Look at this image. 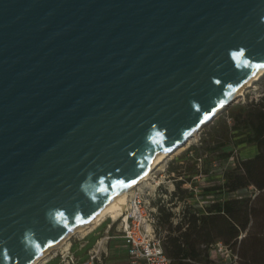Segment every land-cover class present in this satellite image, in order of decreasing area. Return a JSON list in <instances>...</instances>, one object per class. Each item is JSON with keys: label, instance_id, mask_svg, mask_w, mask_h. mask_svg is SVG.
<instances>
[{"label": "water", "instance_id": "95a60500", "mask_svg": "<svg viewBox=\"0 0 264 264\" xmlns=\"http://www.w3.org/2000/svg\"><path fill=\"white\" fill-rule=\"evenodd\" d=\"M264 65V0H0V264H30Z\"/></svg>", "mask_w": 264, "mask_h": 264}, {"label": "trees", "instance_id": "16d2710c", "mask_svg": "<svg viewBox=\"0 0 264 264\" xmlns=\"http://www.w3.org/2000/svg\"><path fill=\"white\" fill-rule=\"evenodd\" d=\"M224 109L231 123L218 131L222 138L210 141L204 148L191 146L193 156L185 168L168 165L176 174L169 199L172 204L173 198L184 202L181 215L174 219V212L160 197L153 202L157 208L155 232L165 230L160 237L168 264H212L215 259L209 247L222 239L225 245H237L236 253H232L236 259L231 264H264V94ZM231 136L237 138L236 142L254 144L256 151L236 159L231 168L222 169L221 179L204 189L229 194L252 185L256 194L253 198L247 194L217 197L202 208L188 205L193 192L183 188V183L190 182L194 175L207 174L212 159L231 157L233 150H225Z\"/></svg>", "mask_w": 264, "mask_h": 264}, {"label": "rangeland", "instance_id": "374dc122", "mask_svg": "<svg viewBox=\"0 0 264 264\" xmlns=\"http://www.w3.org/2000/svg\"><path fill=\"white\" fill-rule=\"evenodd\" d=\"M264 94V76H261L255 83L245 89L241 95H239L236 99H234L229 105H233L240 102H249L251 99L255 100L259 96ZM225 122V123H224ZM231 123L230 117L225 109L220 111L214 118H212L208 123L201 126L199 128L197 134L193 136L190 140L186 141L182 148L177 152L173 153L171 156L166 157L162 160L146 177V179L142 180L138 183L134 188L139 189L145 197H149L150 203L153 205V202L156 198L160 197L161 202L167 208H170L174 212V219H176L179 215H181V209L183 207L184 202L178 201L176 198H173L175 203L172 204L169 199V191L173 190V177H176L175 173H171L168 165L171 164H179L182 165L183 168L188 166L191 162L193 151L191 150V146H196L200 148H204L205 144L211 143L210 141H219L222 136L221 133L218 132L220 129L222 130L224 124L229 126ZM237 138L231 136L230 141L225 146V150H233L232 156L225 158L221 161H216L212 159L210 162L208 169L209 172L207 174L201 173L200 175L192 178L190 185H183V188H187L192 191V197L188 198L187 204L195 207L202 208L205 204L209 203L214 198L228 196H239V195H250L251 198L254 197L257 190L252 186H248L246 189H241L233 193L222 194L213 191H206L204 188L206 186L212 185L214 182L221 179V170L225 168H231L236 159L246 158L251 156L255 151V145L249 144L245 142H236ZM200 162V161H198ZM198 166H200L198 164ZM206 165H202L204 168ZM130 192L128 193L129 196ZM128 198V197H127ZM127 201V200H126ZM186 203V202H185ZM110 221L109 216L106 217L104 221H102L97 228L90 233L86 238L87 246L79 247V243L75 242L73 246V253L75 256H79V260L83 261L88 258L87 247L91 246L96 237L102 235L104 233V228L106 223ZM115 233H121V216H119L114 224ZM165 233V230L160 229L159 233L155 234L157 236H162ZM76 234L70 238L72 240L73 237L80 235ZM115 244V243H114ZM120 244V243H116ZM123 245V243H122ZM124 246V245H123ZM221 246V249H218ZM212 248L215 249V253L213 254L214 261L212 264H231L233 261L232 253H236L237 245L236 244H223V239L219 241L218 245L214 244ZM53 251L50 253L52 254ZM103 260V257H102ZM57 258H51L48 262L44 264H55Z\"/></svg>", "mask_w": 264, "mask_h": 264}, {"label": "built area", "instance_id": "2783aa9c", "mask_svg": "<svg viewBox=\"0 0 264 264\" xmlns=\"http://www.w3.org/2000/svg\"><path fill=\"white\" fill-rule=\"evenodd\" d=\"M195 176L197 175L192 178ZM190 182L183 183V185L189 186ZM119 216H121L120 235L127 264H168L169 259L164 254L161 237L155 234L157 208L150 203L149 197H145L143 192L133 187L120 214L115 219L109 217L110 221L107 222V226H112ZM105 219L106 217L99 221L97 225ZM218 243L215 244L218 245ZM99 245L100 243H97V246L89 251L87 259L80 261L70 250L69 240L66 246L55 249L52 254H49L38 264H44L51 258H57L55 264H102L101 252L103 250ZM213 245L209 247V254L212 257L215 253V249L212 248ZM221 248L219 246L218 249ZM232 257L234 260L236 259L235 254H232Z\"/></svg>", "mask_w": 264, "mask_h": 264}, {"label": "bare ground", "instance_id": "6f19581e", "mask_svg": "<svg viewBox=\"0 0 264 264\" xmlns=\"http://www.w3.org/2000/svg\"><path fill=\"white\" fill-rule=\"evenodd\" d=\"M261 76H264V65H262L253 75H251L241 85V87L237 89L228 99H226L222 104H220L215 109L214 113L222 111L234 99H236L239 95H241L245 89L252 86L255 83V81H257ZM199 128H201V126ZM199 128L192 131L190 136L186 140H184L182 143L167 150L165 153H163L160 157H158L152 163L148 164V166L141 172V174L134 181H132L130 184L121 188L119 191H117L112 196H110L106 201H104V203L92 215H90L87 219H85L84 221H82L81 223L73 227L63 237H61L51 246L46 248L43 252H41L38 256H36L33 259V261L30 262V264H38L40 261L45 259L55 249H59V248L66 246L69 243V240L72 236L85 232L86 230H88L89 228L97 224L99 221H101L105 217L109 216L115 219L120 214L121 209L124 207L127 197H128V193L133 189V187L136 186L138 183H140L142 180L146 179V177L151 173V171L162 160H164L166 157L171 156L173 153L180 150L186 141L190 140L193 136L197 134Z\"/></svg>", "mask_w": 264, "mask_h": 264}, {"label": "crops", "instance_id": "0c3cea01", "mask_svg": "<svg viewBox=\"0 0 264 264\" xmlns=\"http://www.w3.org/2000/svg\"><path fill=\"white\" fill-rule=\"evenodd\" d=\"M99 224H95L85 232L81 233L78 236H75L70 240V250L73 251V246L75 242L79 243V247L87 246L86 238L92 233ZM97 243H100V248L103 250L101 256L103 257L102 264H127L125 259V249L122 245V237L120 234H116L113 226H106L104 228V233L95 238L93 244L87 247V254L89 251L97 246ZM115 243V244H114ZM120 243V244H116ZM79 259V256H77Z\"/></svg>", "mask_w": 264, "mask_h": 264}]
</instances>
